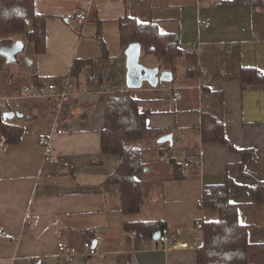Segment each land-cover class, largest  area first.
<instances>
[{"label": "crops", "instance_id": "1", "mask_svg": "<svg viewBox=\"0 0 264 264\" xmlns=\"http://www.w3.org/2000/svg\"><path fill=\"white\" fill-rule=\"evenodd\" d=\"M222 1L33 0L36 12L45 17V51L27 54L32 86L9 97V110L0 109L12 111L17 103L22 115L11 122L23 128L18 141L0 144V264H59V245L82 252L86 240L97 253L79 254L66 264H197L193 242L196 236L203 241V223L219 217L206 206V193L227 179L236 186L230 187L229 200L247 227V264H264V202L253 201V190L264 183V82L244 84L240 78L243 68L264 75V11ZM77 9L87 11L85 22L73 20ZM124 17L155 22L161 32L179 36L184 53L170 63L180 58L183 72L176 74L173 64L165 68L155 56L143 65L168 72L170 79L156 86L143 82L131 93L140 111L147 112V126L172 134L173 148L163 149L165 158L179 159L193 143L199 151V164L184 168L183 179L161 181L158 166L150 167L153 175L144 178L155 179L144 184L146 198L132 214L122 210L119 186L106 182L119 157L103 154L99 143L101 87L128 89L126 47L119 39ZM193 43H198L196 49ZM187 53L196 60L189 61ZM76 59L82 66L72 75ZM193 62L199 71L190 76ZM34 76L43 84L74 83L69 99L57 102L54 114H37V103L51 100L30 96ZM203 87L218 94L219 102H210L223 120L226 143L202 141ZM172 88L182 93L177 101L170 99ZM148 220L166 221L163 235L177 246L161 249L153 238L136 239L123 228L125 221Z\"/></svg>", "mask_w": 264, "mask_h": 264}, {"label": "trees", "instance_id": "2", "mask_svg": "<svg viewBox=\"0 0 264 264\" xmlns=\"http://www.w3.org/2000/svg\"><path fill=\"white\" fill-rule=\"evenodd\" d=\"M221 4L264 11V0H224ZM17 35L32 45L34 53H43L46 44L45 17L36 12L33 0H0V43H9ZM119 39L123 47L137 42L144 52L169 61L184 53L176 33H163L155 22H140L134 17H124L120 20ZM186 57L189 61L196 60L192 53H187ZM81 66L82 62L76 59L71 70L72 75H77ZM198 71V66L194 62L188 68L190 76L197 74ZM240 75L244 84L264 82V75L254 68H243ZM33 79L35 89H41L45 85L35 76ZM131 90L110 89L101 96L104 103V126L100 132L99 142L103 154L119 157L117 167L106 178V182L119 186L122 210L128 214L139 211L146 198L144 184L155 179L144 178L150 167L158 166L156 169L159 173L158 179L161 181L183 179L186 176L184 165L178 158L164 157L163 149L173 148L168 142H157L166 130L161 131L147 126V112L140 111L139 102ZM211 98L214 100L217 98L215 102H219L218 94H213L203 87L200 111L201 138L203 142L226 143L223 120L211 104ZM37 104L38 115L54 114L57 101L51 99L48 103ZM22 131L21 125L4 120L0 110V144L7 145L18 141ZM142 141H145V145H142ZM185 152L189 156H198V143H193ZM192 167H195L194 163L190 165V168ZM232 186L236 188L234 182L227 179L206 193V206L217 210L219 217L217 221L203 223V243L197 247V264L248 263L250 245L247 240V227L238 220L237 204L229 200V190ZM253 192V201L264 202V183H260ZM166 225L167 222L163 220L125 221L123 228L136 239L150 240L156 231L163 235Z\"/></svg>", "mask_w": 264, "mask_h": 264}, {"label": "built area", "instance_id": "3", "mask_svg": "<svg viewBox=\"0 0 264 264\" xmlns=\"http://www.w3.org/2000/svg\"><path fill=\"white\" fill-rule=\"evenodd\" d=\"M72 18L73 20L83 23L87 20L88 18V13L87 11L83 9H77L72 13ZM207 26L208 24H204ZM193 49H196L198 46V43H193L192 45ZM74 83L70 80H64L62 84H58L57 82H50L45 84L41 89H32V92L30 93V96L33 98H38V99H53L56 100L58 103L61 102H66L73 89H74ZM110 89L106 86H102L100 89L101 93H107ZM182 93L179 89L177 88H172L171 89V94H170V99L172 101H177L181 98ZM11 98L6 97V98H1V104H0V109L2 110H9L10 105L9 101ZM13 99V98H12ZM18 104L15 103L13 105L12 111L18 112ZM51 156H48V159H51ZM179 159L183 163L184 168H188L192 163L194 164H199V156H189L184 150H181L179 154ZM206 191H209V189H205ZM197 204L199 206L202 205V199L197 200ZM195 225L197 228L201 226L200 221H196ZM4 232H0V236H3ZM157 242V247L158 248H164L165 245L169 246H177L176 241L173 239H169L165 235H160L159 238L156 240ZM202 238L200 236H196L195 243L198 247L202 245ZM97 253L96 249L92 245L90 241H84L83 242V250L82 252H79L76 248L74 247H68L65 245H59L57 248V253L55 254V258L57 263L59 264H66L72 262L75 257L79 254H83L84 256H92ZM33 260L31 258H28V262H32Z\"/></svg>", "mask_w": 264, "mask_h": 264}, {"label": "water", "instance_id": "4", "mask_svg": "<svg viewBox=\"0 0 264 264\" xmlns=\"http://www.w3.org/2000/svg\"><path fill=\"white\" fill-rule=\"evenodd\" d=\"M23 42L18 39L13 41L11 44L0 45V56H4L6 62L14 61L16 55L23 50ZM141 54V45L137 42L130 43L125 49L126 56V85L130 89L141 87L143 82H147L152 86H156L160 81H168L170 74L163 72L159 74L158 67H146L139 61ZM21 116L22 114L12 111L3 112L2 117L4 120H9L14 116ZM158 143L168 142L171 146L173 143L172 134H164L157 139ZM161 233L156 231L153 235V239L157 240Z\"/></svg>", "mask_w": 264, "mask_h": 264}, {"label": "rangeland", "instance_id": "5", "mask_svg": "<svg viewBox=\"0 0 264 264\" xmlns=\"http://www.w3.org/2000/svg\"><path fill=\"white\" fill-rule=\"evenodd\" d=\"M14 38L22 39L24 44L23 50L17 54L16 59L10 62L0 63V104L1 98L10 97L12 95L20 96L23 90L26 87H31L32 83L30 82V58L28 57V53L32 52V47L29 42L24 40L21 36L17 35ZM140 63H149L155 61V56L151 53L142 52L139 58ZM164 62V67L166 68L169 64L170 67L174 69L176 74H180L183 72V64L180 58L175 59V61L171 64L169 60L162 59ZM21 105L25 102L22 99L17 100ZM3 112V111H2ZM10 121L16 122L19 119L17 117H13L9 119ZM145 141H142V145H145ZM175 151V150H174ZM154 171L149 170L146 172V176L151 177Z\"/></svg>", "mask_w": 264, "mask_h": 264}, {"label": "flooded vegetation", "instance_id": "6", "mask_svg": "<svg viewBox=\"0 0 264 264\" xmlns=\"http://www.w3.org/2000/svg\"><path fill=\"white\" fill-rule=\"evenodd\" d=\"M15 40H18V39H13V41ZM13 41L9 42V43H0V45H3V44H11ZM17 56V55H16ZM2 57V61L0 60L1 63H4L6 60H5V57L4 56H1Z\"/></svg>", "mask_w": 264, "mask_h": 264}]
</instances>
